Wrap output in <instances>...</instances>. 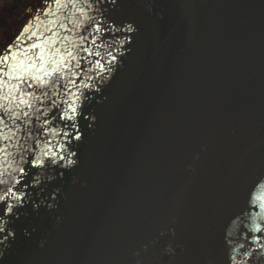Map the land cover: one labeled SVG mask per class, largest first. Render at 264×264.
Listing matches in <instances>:
<instances>
[{
    "label": "water",
    "instance_id": "obj_1",
    "mask_svg": "<svg viewBox=\"0 0 264 264\" xmlns=\"http://www.w3.org/2000/svg\"><path fill=\"white\" fill-rule=\"evenodd\" d=\"M131 5L53 4L10 45L25 50L55 31L77 45L88 37L93 55L80 52L84 70L76 69L85 94L77 102L81 139L70 145L76 156L66 137L27 136L40 127L35 108L48 110L49 98L25 109L33 123L17 132L9 152L29 175L9 168L2 177L8 183L0 189L25 198L0 220V264H232L230 257L264 264V234L250 233L241 213L248 188L264 181V0ZM89 18L99 32L83 30ZM129 21L137 31H126ZM96 60L108 70L100 73ZM59 93L51 99L67 98ZM70 123L56 118L49 126L74 132ZM41 149H50L55 164L39 169L21 161Z\"/></svg>",
    "mask_w": 264,
    "mask_h": 264
},
{
    "label": "snow or ice",
    "instance_id": "obj_2",
    "mask_svg": "<svg viewBox=\"0 0 264 264\" xmlns=\"http://www.w3.org/2000/svg\"><path fill=\"white\" fill-rule=\"evenodd\" d=\"M52 2L59 9L62 6L66 7L68 5L75 7L79 3H84L91 7L93 0H52ZM107 2L117 11L132 7L131 0H107ZM79 11L82 15H86L83 7L79 8ZM52 14L54 15V13ZM89 22V25H84V31H87L89 26L93 27L96 32L100 31L101 25L99 22L92 23L91 18H89ZM51 23L55 25L56 21H51ZM121 23L123 24L124 21H121ZM134 23V21L127 22V32L137 31ZM59 27L66 31H72V29L66 28L64 24H59ZM29 31L28 25H25L23 32L27 33ZM32 36L36 37V33L33 32ZM79 39L81 44L77 45L70 41L67 36L61 38L58 32L52 31L51 37H44L43 39L36 37V42L28 45L25 50L17 48L13 52L12 46H9L3 54H0V185L8 183L2 177L11 175V172L19 173L21 178L29 175L25 167L17 164L13 154L9 152V148L18 146L12 143L17 136V132L24 131L28 125L33 123L31 119H28L32 116V112L25 111V109H33L34 101L43 105L45 98H49L50 102L46 111L39 107L35 108L37 115H35L34 120L40 123V127L28 129L27 136L32 137L33 131L37 134L46 131L55 135H61L68 138L69 155H77L76 152L70 150V145L71 140L75 139L79 141L81 139L76 122V115L78 113L77 102L85 94L77 84L80 76L76 69H79L81 72L84 70L81 61L85 58L80 56V52L87 53L88 56L93 55L89 48L84 46L88 37L81 35ZM92 43H95V38H93ZM95 55L99 56L100 53L96 52ZM115 60L116 57L113 56L109 64ZM95 66L100 70V73L108 70L100 60L95 61ZM100 73L97 75L103 80L104 77ZM65 79L66 82L61 83ZM87 79L92 80L93 77L88 76ZM83 86L84 88L93 87L90 84H84ZM61 88L65 90L67 98L51 99V97L59 96ZM73 88L76 90L72 91ZM27 89H32V91H27ZM37 91H39V95H37ZM61 105H66V107L61 109ZM54 109L59 111L56 112V115L51 116L50 119V113ZM41 115L44 117L42 123ZM21 117L25 119L21 120ZM56 118L71 122L66 127H70L74 132L67 130L54 131L49 125L51 120ZM96 119V116H92V120ZM9 121H11V124H9ZM21 125L24 127L22 128ZM36 148H39L38 141ZM63 148L64 146H61V150ZM9 157L13 158L10 160ZM20 159L24 164L39 169H43L47 165H52L56 162V158L50 154V149H41L38 155H34L29 160H24L23 156ZM61 159H64V157H61ZM75 163L74 160H68L69 165ZM14 164L16 165L15 167H13ZM9 168H11V172L8 171ZM12 178L15 184L21 183V179H17L15 176ZM36 178L34 176L33 180ZM24 183L27 184V181H24ZM24 198L25 193L20 190L14 191L13 187L0 189V213L3 214L0 215V220L4 216L13 214L14 209L22 207ZM12 200H15L17 203H11L10 201ZM245 205L246 207L241 209V213L245 220L251 221L248 231L250 233L264 234V181L254 182L248 188L245 196ZM237 219H240V217H237ZM4 230L3 227H0V232ZM252 238L254 241L259 240V236L256 235ZM249 255L250 253L248 252L244 253L246 257ZM2 258L3 253L0 252V259ZM230 259L232 260V264H236L235 257H230ZM172 261H175L174 256L172 257ZM154 264H159L158 258H154Z\"/></svg>",
    "mask_w": 264,
    "mask_h": 264
},
{
    "label": "flooded vegetation",
    "instance_id": "obj_3",
    "mask_svg": "<svg viewBox=\"0 0 264 264\" xmlns=\"http://www.w3.org/2000/svg\"><path fill=\"white\" fill-rule=\"evenodd\" d=\"M52 5V0H0V54L25 25Z\"/></svg>",
    "mask_w": 264,
    "mask_h": 264
}]
</instances>
